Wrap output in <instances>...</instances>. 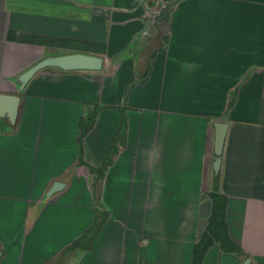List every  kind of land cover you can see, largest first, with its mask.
<instances>
[{
    "label": "crops",
    "instance_id": "obj_1",
    "mask_svg": "<svg viewBox=\"0 0 264 264\" xmlns=\"http://www.w3.org/2000/svg\"><path fill=\"white\" fill-rule=\"evenodd\" d=\"M68 53L101 68L44 67L19 88L21 73ZM0 94L19 96L14 123L0 117V264H63V251L75 264H191L211 212L216 122L228 124L218 192L238 250L215 242L200 264H264V0H0ZM109 154L108 242L98 229L89 249L67 250L95 220L88 167Z\"/></svg>",
    "mask_w": 264,
    "mask_h": 264
},
{
    "label": "trees",
    "instance_id": "obj_2",
    "mask_svg": "<svg viewBox=\"0 0 264 264\" xmlns=\"http://www.w3.org/2000/svg\"><path fill=\"white\" fill-rule=\"evenodd\" d=\"M97 108H100V106ZM115 108L119 109V111L121 112L120 129H119V133L115 137L116 140L118 138L123 137L124 135L125 118H124L123 109L118 107ZM92 118H93V114L91 116V120L81 124L80 127L81 137L85 134L87 129L90 128L92 123ZM111 150L115 151L116 148L113 146ZM109 161H110V154L107 160L102 164H100V166H98L97 168L89 167V169L91 172H95L97 174V178H102V173ZM78 162L81 164L84 163L81 155L79 156ZM218 177H219L218 173L213 177L212 191L208 194L212 202L211 212L205 230L201 234L199 240L193 246L191 264H200L206 250L215 242L219 243L221 249L225 251L238 250V248L229 239L227 234V227L226 225H224V211H225L226 197L218 192ZM99 208L100 205L97 203V205L95 206L96 216L93 225L89 229L84 231L79 237H77L73 241V243L67 248V250L89 249L92 238L98 232L100 225L105 221V219L108 216V213L106 211L99 213L98 212ZM98 214L101 215L102 218L96 220L98 218Z\"/></svg>",
    "mask_w": 264,
    "mask_h": 264
},
{
    "label": "water",
    "instance_id": "obj_3",
    "mask_svg": "<svg viewBox=\"0 0 264 264\" xmlns=\"http://www.w3.org/2000/svg\"><path fill=\"white\" fill-rule=\"evenodd\" d=\"M101 65V57L84 53H68L46 57L19 75V88L22 89L33 73L44 67H58L63 70H99ZM18 104V95L0 94V117H6L13 124L17 115ZM214 127V154L216 156L214 160V171L217 173L220 162L219 156L222 151L228 124L225 122H216ZM62 187L63 183L61 182L53 183L46 193L47 196Z\"/></svg>",
    "mask_w": 264,
    "mask_h": 264
},
{
    "label": "rangeland",
    "instance_id": "obj_4",
    "mask_svg": "<svg viewBox=\"0 0 264 264\" xmlns=\"http://www.w3.org/2000/svg\"><path fill=\"white\" fill-rule=\"evenodd\" d=\"M165 9H171V7H165ZM214 164V163H213ZM89 166V165H88ZM90 167V166H89ZM89 167H88V169H89ZM219 169V168H218ZM89 173V172H88ZM91 173V172H90ZM89 173V174H90ZM218 173V172H217ZM215 171H214V165H213V175H216L217 174ZM90 177V176H89ZM214 177V176H213ZM84 178V176L82 175V178H80V179H78V182H80L81 181V179H83ZM91 178V177H90ZM93 179H94V177H93ZM103 176H102V178H96L95 179V181H94V184L93 183H89L90 185H91V194H92V196H93V204H94V207L97 205V203L100 205V208L98 209V212L99 213H101V212H104L106 209L104 208V206H103V204L101 203V200L99 199L100 197H101V193H102V189H103V186H102V183H103ZM77 183V182H76ZM90 185H89V187H90ZM76 186V185H75ZM212 191V190H211ZM74 197L75 198H77V203L78 204H80V205H82L83 207H86V200H87V194L85 193L84 194V192H81V194H79V193H76L75 195H74ZM102 198V197H101ZM104 201H105V203H107L108 204V201H107V199H105L104 198ZM114 201H115V205H116V207H119V206H117V203H118V200L117 199H114ZM63 202H66L67 204H68V206L70 207V208H73V206L72 205H74L73 204V201L72 200H70L69 198H63ZM164 205H166V204H164ZM171 206V204H168V206ZM169 208V207H168ZM153 209H157V208H153ZM170 209V208H169ZM169 209H166V210H164V211H158V212H160V213H163L164 214V216H161V217H163L164 218V220L166 219V217L168 218H171L172 216H170V215H168V214H170V213H172ZM84 210H86V209H84ZM141 211H143L144 212V209H140V210H134L133 211V216H135V217H138V218H141L142 217V215H141ZM150 210H148V212H149ZM152 212V211H151ZM174 213V212H173ZM144 214V213H143ZM193 215H195V211L193 212ZM96 216V215H95ZM95 216H93L94 218H95ZM205 216H207V215H204L203 217V220L204 221H206L207 220V217H205ZM84 217H87V215H85V216H83L82 218H81V221H82V219H84ZM177 218H178V215L176 216ZM102 217H101V215H99L98 214V218L96 219V220H99V219H101ZM144 218V217H143ZM172 220H173V218H171ZM175 219V218H174ZM87 220H89V218L87 217ZM203 221V223H205ZM162 222V221H161ZM161 222H159L160 223V228H161ZM192 223H188V225L186 226V227H184V228H186V234L187 235H189V234H192V232H194V229L195 228H199V225H198V221L196 220V219H194V220H192L191 221ZM85 223H86V219H85ZM84 223V224H85ZM154 223V222H153ZM197 225V226H196ZM174 226H175V224H174ZM174 226L172 227L173 229H165L167 232H169V231H171L172 233L171 234H175V232H178V230L177 229H179L180 230V225H178V226H176V227H178L177 229H175L174 228ZM190 227V228H189ZM85 228V227H84ZM106 229H107V227L105 228V231H106ZM188 229V230H187ZM164 230V231H165ZM104 231V233H103V231H102V228L101 229H99V234L101 235L100 236V240L99 241H102V242H108V238H106V232ZM162 233V232H161ZM203 233V232H202ZM26 235V234H25ZM22 238V239H21ZM20 239H21V244H20V248H22L23 247V244H26L27 242H26V238H25V236H23V235H21V237H20ZM98 241V242H99ZM104 244V243H103ZM106 245V244H105ZM105 245H104V248H105ZM96 247H97V245H96ZM56 248V247H55ZM97 249V248H96ZM79 254V253H78ZM78 254H73V253H67V251H63V264H75V262H78L77 261V258L79 257V255ZM23 258V255H22V257H20V259H22ZM26 261L23 263V264H29L31 261H32V259H25ZM42 260H44V259H42ZM86 261V264H93V260L91 261L90 259L89 260H85ZM27 262V263H26ZM46 264V263H45Z\"/></svg>",
    "mask_w": 264,
    "mask_h": 264
}]
</instances>
